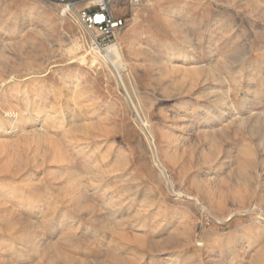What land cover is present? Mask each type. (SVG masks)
I'll return each mask as SVG.
<instances>
[{
    "label": "rangeland",
    "instance_id": "obj_1",
    "mask_svg": "<svg viewBox=\"0 0 264 264\" xmlns=\"http://www.w3.org/2000/svg\"><path fill=\"white\" fill-rule=\"evenodd\" d=\"M109 6L101 50L84 4L0 0V264H264V0ZM41 103L43 136L10 130Z\"/></svg>",
    "mask_w": 264,
    "mask_h": 264
},
{
    "label": "bare ground",
    "instance_id": "obj_2",
    "mask_svg": "<svg viewBox=\"0 0 264 264\" xmlns=\"http://www.w3.org/2000/svg\"><path fill=\"white\" fill-rule=\"evenodd\" d=\"M93 1V0H92ZM67 6V5H66ZM78 8V6H76ZM68 8V7H67ZM78 48V47H77ZM109 48V46H108ZM76 49V48H75ZM97 53V52H96ZM106 54L102 55L101 53L98 52V58L100 60H103L104 62L107 61V62H110L112 64V67L115 68L116 72H117V75L121 76V72H122V62H123V59L121 57V52H120V49L118 47V45H112L110 47L109 50H107L105 52ZM79 59L82 61H84V57L80 56ZM95 57H93V60L95 61ZM86 62V61H85ZM84 62V64H85ZM96 62V61H95ZM3 69V68H2ZM249 69V67H248ZM254 76V75H253ZM213 77V76H212ZM241 78V77H240ZM34 81V80H33ZM6 81L5 80H1L0 81V84H3L5 83ZM252 84V79L249 78V82L246 84V90H249V86H251ZM252 90V89H250ZM252 92V91H250ZM254 92V91H253ZM38 96H41L43 95V92L42 90H38L37 92ZM252 94V93H251ZM245 99V98H244ZM35 98L34 97H30V96H27L25 95L22 99V103L24 105H26L28 107V104L32 101H34ZM220 104L219 105H213V106H208V107H203L200 111H199V117L197 118H193V120L191 121L192 125L193 123H195V121H198V120H203L204 122H210L212 120V117L216 116V118L220 121V122H223L227 119L228 115H229V112L233 109L231 108V104H228V101H227V96L225 95H222L221 98H220ZM39 103V102H38ZM248 104H250L248 101L246 102H243L241 107L242 109H248L247 106ZM42 109H43V105L42 103L38 106V109H37V114L35 116V118H28V119H21L20 117V113L19 112H16V111H9L6 113V117L8 119V127L10 128L11 131L13 132H17V130H26L27 128H30L32 130H29V134L30 135H33V136H36V137H41L43 136L42 133H39L35 128V125H37V123H35L36 121L39 122L38 124H41L40 128L43 127V122H46L47 119L45 118L44 119V116L42 115ZM235 109V108H234ZM240 111V110H239ZM235 112V111H234ZM46 114V113H45ZM233 115V114H232ZM234 115H236L237 117V123L238 124H243L244 122V117H243V114L241 112H235ZM199 118V119H198ZM68 121V120H67ZM41 122V123H40ZM236 123V124H237ZM73 125V124H72ZM236 126V125H235ZM214 127V126H213ZM228 127V126H227ZM79 129V128H78ZM237 129V128H236ZM6 130V127L5 126H0V137L2 136V134L5 132ZM76 175V174H75ZM75 175H71V177L73 178V183H76L78 182V180L75 178ZM77 177V176H76ZM71 182V181H70ZM69 182V183H70ZM74 193L75 191L78 192L79 190L76 189L75 191L72 190ZM30 197L27 196V198L25 199H21L18 203H17V207L18 208H21L23 210H29L33 207L36 206V202L37 200L35 199V197H32V200L29 199ZM4 201V200H3ZM1 204V202H0ZM4 206V205H3ZM14 207V206H13ZM3 208H1L0 210H2ZM3 211V210H2ZM1 211V212H2ZM4 244V243H3ZM32 244V243H31ZM234 245V244H233ZM2 246V245H1ZM6 246V245H5ZM34 246V245H33ZM36 246V245H35ZM227 247H222V248H219L217 249V254L216 256L217 257H221L225 251H226ZM4 250V249H3ZM2 252V251H0Z\"/></svg>",
    "mask_w": 264,
    "mask_h": 264
},
{
    "label": "built area",
    "instance_id": "obj_3",
    "mask_svg": "<svg viewBox=\"0 0 264 264\" xmlns=\"http://www.w3.org/2000/svg\"><path fill=\"white\" fill-rule=\"evenodd\" d=\"M66 4L68 11H74L76 6L84 4V7L77 11V18L82 22L86 29L93 30L96 44L101 50H105L112 44L115 33L125 25L124 18L115 16L110 8V0H96L95 3H89L92 0H55ZM141 0H131L133 6H138Z\"/></svg>",
    "mask_w": 264,
    "mask_h": 264
}]
</instances>
